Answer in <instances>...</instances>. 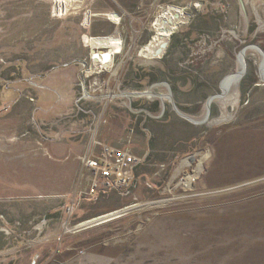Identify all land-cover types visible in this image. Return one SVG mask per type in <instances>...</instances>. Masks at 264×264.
<instances>
[{"label": "rangeland", "instance_id": "1", "mask_svg": "<svg viewBox=\"0 0 264 264\" xmlns=\"http://www.w3.org/2000/svg\"><path fill=\"white\" fill-rule=\"evenodd\" d=\"M232 6L0 0V117L11 115L17 99L32 109L36 100L70 104L57 124L79 120L74 135L86 132L96 153L109 145L137 159L134 180L121 191L90 195L83 182L77 186L79 171L72 187L59 190L41 186L51 182L37 174L31 188L0 184V264H264V81L257 50H244L237 99L214 98L199 123L206 101L240 69V50L254 45L264 53V0ZM174 7L185 12L175 28L166 19ZM201 7L207 27L192 32L190 15ZM159 20L174 30L162 51L150 54ZM104 37L122 49L110 62H96L92 52L106 49H91L89 38ZM59 67L74 72L72 82L51 87L37 78ZM27 115L34 135L56 125ZM62 190L61 198H45Z\"/></svg>", "mask_w": 264, "mask_h": 264}, {"label": "crops", "instance_id": "2", "mask_svg": "<svg viewBox=\"0 0 264 264\" xmlns=\"http://www.w3.org/2000/svg\"><path fill=\"white\" fill-rule=\"evenodd\" d=\"M224 1H226L227 7H234L232 0ZM218 5L222 6L221 3ZM197 10L201 12L206 9L201 7ZM60 69L62 68L47 71L44 76L37 75L39 76L37 78L39 80L45 79L46 84L51 87H57L58 81L62 80L72 82L73 78L70 79V77L74 76V72L66 71L64 73V71H59ZM10 105L13 106L11 115L4 118L0 117V184L11 189L31 188V185L38 178L42 182H51V184L47 183L46 185L40 184L45 188L49 185L57 190L72 187L80 170L81 157L86 154H96V148L94 149L86 142V132L80 130L78 134L74 135L77 130H74L73 127L79 120H74L75 123L70 122L68 127L65 124H57L58 121H62V119H58L59 117L66 116L68 110L65 108L70 107V104L63 106L58 101L56 104L44 105L43 103L39 105L36 100V107L32 109L27 101L17 99ZM30 113L32 117L38 114L39 121H45V123L55 119L53 120V124L56 121L55 127L43 126L44 129L41 133L32 134L28 131L26 123L29 116L27 114ZM33 174H37L38 177L33 179ZM56 193L48 196L46 192L45 198L49 202V198H61V195L64 194L63 190Z\"/></svg>", "mask_w": 264, "mask_h": 264}, {"label": "built area", "instance_id": "3", "mask_svg": "<svg viewBox=\"0 0 264 264\" xmlns=\"http://www.w3.org/2000/svg\"><path fill=\"white\" fill-rule=\"evenodd\" d=\"M169 12L171 14L173 12L177 16V18L172 19V22L170 21L175 28V21L183 18L185 12L183 9L175 7L169 8ZM110 16L114 18L112 15ZM135 164H137V159L131 156L129 151L103 145L102 149L96 154H86L81 158L76 181L77 186L83 182L90 188V195L96 189H98L97 192L127 189L134 180Z\"/></svg>", "mask_w": 264, "mask_h": 264}, {"label": "bare ground", "instance_id": "4", "mask_svg": "<svg viewBox=\"0 0 264 264\" xmlns=\"http://www.w3.org/2000/svg\"><path fill=\"white\" fill-rule=\"evenodd\" d=\"M112 16L115 18V21H118V16L116 14H113ZM175 18H177V16L173 14V12L172 14L170 12L169 19L168 17L166 19L172 22L173 21L172 19ZM157 25L159 30L158 36H160V39L158 37H155L154 40H152L151 43L146 46V50L150 54H159L162 51L164 45L166 44L167 37L171 35V31H172V28L166 21L165 23H163L162 20H159L157 21ZM89 46L91 47V49H106V52H104L103 54L91 51L92 59L96 62H103V63L110 62L112 60V55L116 54L115 52L121 48L119 40L108 37L89 38ZM207 157H208L207 155H203V157L200 158L194 176H196L202 170V166L207 160ZM190 180H192V178Z\"/></svg>", "mask_w": 264, "mask_h": 264}, {"label": "water", "instance_id": "5", "mask_svg": "<svg viewBox=\"0 0 264 264\" xmlns=\"http://www.w3.org/2000/svg\"><path fill=\"white\" fill-rule=\"evenodd\" d=\"M165 46L166 45H164V47ZM247 48L255 49L262 55L263 60H262V63L259 67V74H260L261 79L264 81V53L258 47L254 46V45H249V46L244 47L243 49L240 50V52L238 54V60L240 62V69L238 70L237 74L227 76L222 80L220 86L222 88L223 93L221 95H216V96L210 97L206 101L205 117H204V119H202V122H199V123H203L207 120L208 115H209V110H210V103L214 98L222 99L226 95L231 94L235 99H237L236 95H238V94H237V92H234V91H235V88L238 89L237 82H238L239 78L245 72L244 50Z\"/></svg>", "mask_w": 264, "mask_h": 264}, {"label": "trees", "instance_id": "6", "mask_svg": "<svg viewBox=\"0 0 264 264\" xmlns=\"http://www.w3.org/2000/svg\"><path fill=\"white\" fill-rule=\"evenodd\" d=\"M199 11L196 9V11L195 12H192L191 13V20H190V27L191 28H193V27H195V29L192 31V32H199L200 30V32H205L203 29L205 28V27H207V23H206V15H204L203 13H201V12H199ZM202 24H201V23ZM194 25H196V26H194ZM190 35V33H188L187 34V36H189ZM176 37H177V35H175V36H173L172 37V41H171V43L172 44H174V40L176 39ZM262 49L264 50V47H262ZM39 74V73H38ZM38 74H34L33 76H35V77H37V75ZM13 80V79H12ZM12 80H9V82L10 81H12ZM149 109V111H152V112H154V110H153V107H151V108H148ZM136 168V165L134 166V172H135V169Z\"/></svg>", "mask_w": 264, "mask_h": 264}]
</instances>
